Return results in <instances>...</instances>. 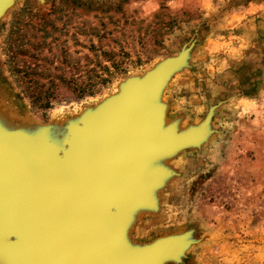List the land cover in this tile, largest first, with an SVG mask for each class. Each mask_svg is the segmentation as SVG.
Instances as JSON below:
<instances>
[{
    "label": "rangeland",
    "instance_id": "obj_1",
    "mask_svg": "<svg viewBox=\"0 0 264 264\" xmlns=\"http://www.w3.org/2000/svg\"><path fill=\"white\" fill-rule=\"evenodd\" d=\"M189 46L160 95L166 123L196 126L221 104L199 147L162 162L160 207L135 211L126 239L182 237V262L164 264H264V0L16 2L0 17V126L67 135L125 79Z\"/></svg>",
    "mask_w": 264,
    "mask_h": 264
},
{
    "label": "water",
    "instance_id": "obj_2",
    "mask_svg": "<svg viewBox=\"0 0 264 264\" xmlns=\"http://www.w3.org/2000/svg\"><path fill=\"white\" fill-rule=\"evenodd\" d=\"M20 1L0 0V16ZM190 48L125 79L98 111L88 110L76 120L80 126L70 123L61 156L48 144V129L27 135L0 129V264L182 262L173 236L130 250L118 238V228L121 218L132 221L138 205L158 211L152 193L172 174L162 162L199 147L210 134L221 103L210 107L198 125L180 129L178 120L166 123L160 102ZM33 134L39 138L36 146L28 137ZM140 177L142 185L136 186Z\"/></svg>",
    "mask_w": 264,
    "mask_h": 264
},
{
    "label": "bare ground",
    "instance_id": "obj_3",
    "mask_svg": "<svg viewBox=\"0 0 264 264\" xmlns=\"http://www.w3.org/2000/svg\"><path fill=\"white\" fill-rule=\"evenodd\" d=\"M1 17V16H0ZM105 103V102H104ZM104 103H102V105L104 104ZM102 105H100V106H97L96 108H94L90 113H94V112H96V111H98L100 108H101V106ZM147 118H148V121H149V116H147ZM79 121V120H78ZM78 121H76V123L75 124H77V126H80V124L78 123ZM6 128V127H5ZM0 129L2 130V131H4L5 133H11L10 131H9V129L8 128H6V130H4L1 126H0ZM14 132H16V131H14ZM23 134V133H22ZM52 135H54L53 133H51ZM25 135V134H24ZM52 135H50V136H52ZM67 136L68 135H65V134H62L61 136H56V135H54V136H52L49 140H48V144H49V146H51L52 147V149H54V150H56L58 153L57 154H59L60 156L62 155V152L64 151V150H66V140H67ZM30 139H31V143L34 145V146H36L37 145V143H38V139L39 138H37V139H33V138H31L30 136H28ZM20 139V138H19ZM23 140H22V138L19 140V142H22ZM21 144V143H20ZM154 144V143H153ZM21 147V146H20ZM21 151H22V147H21ZM138 164H139V162L137 161V163H136V165L138 166ZM141 170H142V168H141ZM142 172H143V170H142ZM140 176L142 177V174L140 173ZM139 178V179H137L136 180V186H138V185H142V178ZM138 190V189H137ZM153 195H154V191H153V193H152ZM144 206H146V205H144ZM141 208H143V206H140V205H138V207H135L134 208V210L132 211V214L135 212V211H137V210H139V209H141ZM123 209V207H119L118 208V210L119 211H121ZM143 209H146L145 207L143 208ZM112 210H114V208L112 207ZM73 211V210H72ZM136 213H138V212H136ZM123 218H121L120 219V226H119V228H118V238H120L121 240H124L125 242H126V247H128V249H133L135 246H137V245H133V244H131V243H129L128 241H127V239H126V236H125V234H126V229H127V226H128V224H129V222L131 221H127V220H125V219H123ZM185 234V233H184ZM129 237V236H128ZM174 239L176 240L175 241V243H174V247L176 246V247H178V248H176V249H178V254H180V252L181 251H184V250H182L183 249V246H184V244H186V241L182 238V237H174ZM193 241V240H192ZM189 242V241H188ZM191 242V241H190ZM192 243V242H191ZM193 243H195V242H193ZM188 246V245H187ZM186 246V247H187ZM182 248V249H181ZM186 249V248H185ZM29 255L31 256V253L33 252V249H32V247L29 245ZM186 253V252H185ZM167 264V263H166Z\"/></svg>",
    "mask_w": 264,
    "mask_h": 264
},
{
    "label": "crops",
    "instance_id": "obj_4",
    "mask_svg": "<svg viewBox=\"0 0 264 264\" xmlns=\"http://www.w3.org/2000/svg\"><path fill=\"white\" fill-rule=\"evenodd\" d=\"M245 105H247L251 110L252 109H257V104H256V102H245L244 103ZM248 110V109H247ZM135 236H137V234H135ZM139 236V235H138Z\"/></svg>",
    "mask_w": 264,
    "mask_h": 264
}]
</instances>
